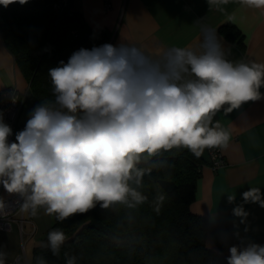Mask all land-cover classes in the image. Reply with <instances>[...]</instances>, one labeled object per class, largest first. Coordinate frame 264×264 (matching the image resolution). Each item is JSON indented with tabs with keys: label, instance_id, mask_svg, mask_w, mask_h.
Returning <instances> with one entry per match:
<instances>
[{
	"label": "clouds",
	"instance_id": "obj_1",
	"mask_svg": "<svg viewBox=\"0 0 264 264\" xmlns=\"http://www.w3.org/2000/svg\"><path fill=\"white\" fill-rule=\"evenodd\" d=\"M241 3L264 8V0ZM48 75L53 99L31 111L14 141L0 113V186L20 198V211L36 216L43 208L61 222L97 206L136 207L140 196L132 184H140L142 160L162 150L183 148L199 158L205 150L227 148L231 133L213 117L264 97V64L227 59L211 32L203 35L199 51L171 46L152 55L124 42L81 48ZM262 195L251 187L242 198L264 207ZM8 209L0 196V217ZM233 211L247 215L240 206ZM65 240L57 228L41 246L59 255ZM3 249L0 244V264L7 260ZM228 252L226 264H264L262 244L242 242ZM65 255L66 264H77L75 256ZM36 264L47 261L40 257Z\"/></svg>",
	"mask_w": 264,
	"mask_h": 264
},
{
	"label": "trees",
	"instance_id": "obj_2",
	"mask_svg": "<svg viewBox=\"0 0 264 264\" xmlns=\"http://www.w3.org/2000/svg\"><path fill=\"white\" fill-rule=\"evenodd\" d=\"M55 0H17L0 5V34L7 49L40 104L53 99L50 68L73 52L109 43L105 28L91 29L79 12L53 7ZM226 39L242 47V34L231 23L219 27ZM209 164L206 151L196 158L187 149L161 151L142 160L140 184H132L140 196L134 208L97 206L64 221L53 217L50 231L66 235L59 255L42 244L33 246L31 264L44 258L47 264H66V255L77 264H226L227 255L205 245L209 233L223 251L240 244L229 220L208 221L190 211L201 167ZM49 233V232H48ZM44 243L47 235L41 238Z\"/></svg>",
	"mask_w": 264,
	"mask_h": 264
},
{
	"label": "crops",
	"instance_id": "obj_3",
	"mask_svg": "<svg viewBox=\"0 0 264 264\" xmlns=\"http://www.w3.org/2000/svg\"><path fill=\"white\" fill-rule=\"evenodd\" d=\"M110 2L111 7L105 9L103 0H66L63 9L68 13L79 12L93 30L107 29L109 43L113 45L120 42L134 44L152 55H159L171 46L199 51L203 35L211 32L221 42L227 59L264 64V8L249 7L241 0ZM225 23L233 24L240 31L242 47L219 31ZM5 86L24 92L25 98L30 90L0 34V88ZM260 91L264 94V88ZM216 122L230 131L229 146L221 149L224 159L221 166L202 165L190 211L210 222L229 220L232 235L240 244L264 245V207L242 198V193L251 187H259L264 194V97L247 102L232 112L221 109L213 117V123ZM1 195L9 194L2 188ZM228 195H235V200L230 203ZM237 206L243 208L245 217L234 214ZM205 245L210 250L229 255L228 249L221 251L218 248L209 233Z\"/></svg>",
	"mask_w": 264,
	"mask_h": 264
},
{
	"label": "built area",
	"instance_id": "obj_4",
	"mask_svg": "<svg viewBox=\"0 0 264 264\" xmlns=\"http://www.w3.org/2000/svg\"><path fill=\"white\" fill-rule=\"evenodd\" d=\"M65 3L66 0H55L53 2V7L56 10H61L64 8ZM103 3L105 9H109L111 7L110 0H103ZM12 94L15 98V102H13ZM24 102V92L19 91L13 86H5L0 88V113L3 114L4 122L7 123L13 131V135L9 137L10 141H14L15 134L23 130L26 125V123L19 120V114ZM205 151L209 160V165L212 168H217L223 164L224 159L221 149H210ZM2 188L3 187L0 186V196H2ZM4 198L9 204V209L8 214L5 217H0V231L10 230L13 223H15L17 225V229L19 230L20 238H22L23 224L28 218L27 213L20 211L18 203L20 199L19 197L8 195L4 196ZM18 214L19 218H17ZM21 247L22 251L14 259L6 261V264H17L18 259L20 264H31V258L27 254L25 244L23 242H21Z\"/></svg>",
	"mask_w": 264,
	"mask_h": 264
},
{
	"label": "rangeland",
	"instance_id": "obj_5",
	"mask_svg": "<svg viewBox=\"0 0 264 264\" xmlns=\"http://www.w3.org/2000/svg\"><path fill=\"white\" fill-rule=\"evenodd\" d=\"M38 101L33 96L31 90L28 91L25 102L19 114V120L27 122L31 111L38 105ZM27 220L23 224V234L20 238L17 225L13 223L10 230L0 231V244L4 246V251L7 253V260L14 259L21 251V242L25 244L26 252L31 256L33 245L40 242L45 235L50 232V224L53 221L54 215H47L44 209L41 208L36 216H31L27 213ZM19 218V214L17 215ZM34 228V231H33ZM33 231V232H32Z\"/></svg>",
	"mask_w": 264,
	"mask_h": 264
}]
</instances>
